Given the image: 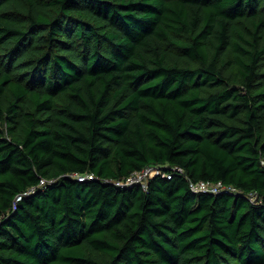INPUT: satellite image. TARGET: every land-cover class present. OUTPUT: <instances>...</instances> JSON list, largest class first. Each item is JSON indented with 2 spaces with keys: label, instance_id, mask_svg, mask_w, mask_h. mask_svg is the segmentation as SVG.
Listing matches in <instances>:
<instances>
[{
  "label": "trees",
  "instance_id": "obj_1",
  "mask_svg": "<svg viewBox=\"0 0 264 264\" xmlns=\"http://www.w3.org/2000/svg\"><path fill=\"white\" fill-rule=\"evenodd\" d=\"M0 264H264V0H0Z\"/></svg>",
  "mask_w": 264,
  "mask_h": 264
},
{
  "label": "built area",
  "instance_id": "obj_2",
  "mask_svg": "<svg viewBox=\"0 0 264 264\" xmlns=\"http://www.w3.org/2000/svg\"><path fill=\"white\" fill-rule=\"evenodd\" d=\"M177 169L179 171H183L181 167L178 166H173L172 168ZM156 174H160L162 176L165 177H171L172 174L171 172L162 170V168L160 166L157 165H148L140 170H136L133 171L130 175H128L125 178V183L127 184H135V183H141L142 185H145L147 182V179L150 176L156 175ZM88 177V178H92L93 175L92 174H87V175H78L77 177L79 179H83ZM189 187L191 190H193L194 192H199V191H209V192H218L222 189H225L227 187H225V185H223V183L221 181H209V180H190L189 179Z\"/></svg>",
  "mask_w": 264,
  "mask_h": 264
}]
</instances>
